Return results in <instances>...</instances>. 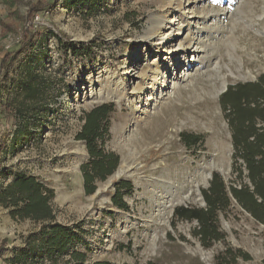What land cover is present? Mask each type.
<instances>
[{"label":"rangeland","instance_id":"1","mask_svg":"<svg viewBox=\"0 0 264 264\" xmlns=\"http://www.w3.org/2000/svg\"><path fill=\"white\" fill-rule=\"evenodd\" d=\"M93 3L58 5L35 15L31 23L45 36L30 50V63L20 69L15 61L0 81V112L5 114L7 104L6 112L15 116L4 121L0 115V141L9 134L6 146L18 150L2 156L0 187L11 180L9 172L47 184L54 191L56 222L80 225L86 234L89 264H219L226 250L248 255L234 264H264V226L235 202L218 214L223 239L208 248L193 236L196 222L173 218L176 208L204 207L201 190L213 173L226 183L233 179L230 131L219 96L224 85L254 81L264 70V0ZM178 24L180 35L162 40ZM57 35L91 52L73 57ZM19 38L0 35V51ZM27 74L38 90L32 103L22 97ZM101 104L113 106L104 148L119 163L86 196L79 168L88 155L75 136L84 113ZM25 105L32 110H21ZM187 135L201 140L187 147ZM120 181L133 185L124 198L127 212L110 202ZM39 226L12 220L0 206V243L7 249L2 258Z\"/></svg>","mask_w":264,"mask_h":264},{"label":"trees","instance_id":"2","mask_svg":"<svg viewBox=\"0 0 264 264\" xmlns=\"http://www.w3.org/2000/svg\"><path fill=\"white\" fill-rule=\"evenodd\" d=\"M93 1L95 0H27L24 4L26 12L22 14L19 8L22 0H0V35L20 36L11 47L0 51V81L7 78L9 68L15 61L20 69L28 65L30 50L45 36L39 27L31 23L35 15L51 13L58 5L69 9L79 5L92 7ZM29 22L30 26L26 27ZM55 37L65 52L73 57H85L91 52L89 46L68 41L64 36ZM27 75L23 82L22 97L24 102L30 100L32 103L37 98L38 90L31 75ZM219 105L230 131L233 179L226 183L218 173H213L207 188L201 190L204 207H180L173 213L174 219L197 223L193 236L204 248L223 239L217 227L218 214L226 213L232 201L264 226V70L254 81L228 85L219 96ZM7 109L6 104L3 109L5 114L0 112L4 121L15 117L14 114L9 116ZM20 109L27 111L32 110V107L25 105ZM112 111L111 104H101L84 113L83 124L75 136L76 140L84 143L88 155L87 161L79 168L86 196L94 194L95 183L105 181L119 163L118 156L104 148L109 138V115ZM8 138L9 134H6L0 141V167L3 154L10 151L14 155L18 152L16 146H6ZM183 140L187 147H191L201 139L187 135L183 136ZM6 176L11 180L0 187V206L9 211L12 220H30L40 226L37 231L26 235L21 247L11 249V256L8 258H2L7 249L4 247L5 241L1 242L0 262L89 264L91 250L83 241L86 234L81 226H65L55 220L51 207L54 191L35 176L21 172H9ZM132 192L133 185L130 181L115 184L110 199L112 207L127 212L128 204L124 198L130 197ZM78 246H82L84 250ZM237 259L248 260L249 257L240 250H226L218 262L234 264Z\"/></svg>","mask_w":264,"mask_h":264},{"label":"bare ground","instance_id":"3","mask_svg":"<svg viewBox=\"0 0 264 264\" xmlns=\"http://www.w3.org/2000/svg\"><path fill=\"white\" fill-rule=\"evenodd\" d=\"M182 25L181 24H178L177 26H175L174 28L173 27H171V30H170V32L168 33V34H166L165 35V37L162 39V40H165L167 43H169V42H172V40H173V38H175V37H177L178 35H180V33H181V31H182ZM174 32H175V34H174ZM172 39V40H171ZM161 40V41H162ZM166 43V44H167ZM199 44H197V46H195V48H194V50H198L200 47L198 46ZM170 187V186H169ZM243 219V218H242ZM244 221V220H243ZM250 222V221H249ZM243 223V222H242ZM245 225V224H244ZM247 226H249V224L248 225H246V227ZM247 229H249V231H250V229L251 230H253V228L251 227V226H249ZM247 231V230H246ZM245 231V232H246ZM256 234V233H255ZM260 234V233H259ZM256 235H258V234H256Z\"/></svg>","mask_w":264,"mask_h":264},{"label":"water","instance_id":"4","mask_svg":"<svg viewBox=\"0 0 264 264\" xmlns=\"http://www.w3.org/2000/svg\"><path fill=\"white\" fill-rule=\"evenodd\" d=\"M226 88H227V86L226 85H224V89H223V91H222V93L226 90Z\"/></svg>","mask_w":264,"mask_h":264}]
</instances>
